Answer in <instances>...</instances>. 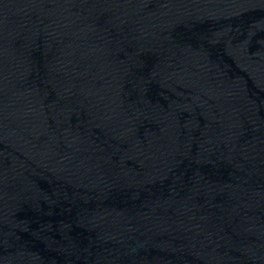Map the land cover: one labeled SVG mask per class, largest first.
I'll return each mask as SVG.
<instances>
[{
  "label": "water",
  "instance_id": "obj_1",
  "mask_svg": "<svg viewBox=\"0 0 264 264\" xmlns=\"http://www.w3.org/2000/svg\"><path fill=\"white\" fill-rule=\"evenodd\" d=\"M0 264H264V0H0Z\"/></svg>",
  "mask_w": 264,
  "mask_h": 264
}]
</instances>
